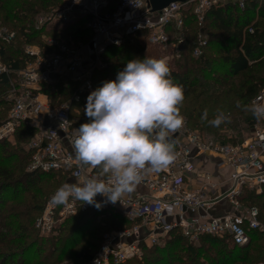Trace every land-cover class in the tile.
<instances>
[{"label":"built area","instance_id":"2783aa9c","mask_svg":"<svg viewBox=\"0 0 264 264\" xmlns=\"http://www.w3.org/2000/svg\"><path fill=\"white\" fill-rule=\"evenodd\" d=\"M246 1H176L151 11L147 0H117L113 10L107 0H63L47 15H37L34 29H44L42 44L23 46L27 57L23 67H11L2 61L0 54V77L4 75L7 79L5 98L10 103L7 118L0 124V138L12 139L23 123L34 131L23 144L29 154L27 170L61 171L68 175L64 184L82 185L91 178L106 182L108 177L100 176L98 169L81 167L71 144L79 128L72 116L73 103L85 102L95 90L91 74L95 68L104 66L100 57L105 47L132 42L138 33L145 32L148 44L156 47L162 54L160 59L169 63L182 54L186 20L190 18L196 28L192 49L196 57L207 44L203 30L206 12L228 2L242 9ZM80 18L91 33L86 44L46 34ZM247 30L252 31L251 26ZM15 35L14 30L0 26V49L12 42ZM87 44L92 45L88 51L90 61L82 52ZM66 80L78 82L76 89L67 100L52 106L41 86ZM253 102L264 103V85L251 98L250 103ZM185 120V126L174 133L177 159L172 165L158 172L144 170L140 184L121 201L113 204L105 202L101 195L95 198L101 207L118 211L131 225L104 232L90 264H122L138 256L141 246L164 243L173 230L192 242L211 235L226 237L237 246L249 242L251 230L264 234L257 207L246 205L239 198L244 189L258 193L264 184V119L254 123L248 136L239 142L220 134L205 137ZM206 154L215 158L216 169L229 170L226 177L196 170L194 157ZM56 191L50 194L34 220V228L40 234L55 233L65 219L89 207L72 198L66 204H53L51 197ZM218 203L224 206L214 213L212 210Z\"/></svg>","mask_w":264,"mask_h":264},{"label":"trees","instance_id":"16d2710c","mask_svg":"<svg viewBox=\"0 0 264 264\" xmlns=\"http://www.w3.org/2000/svg\"><path fill=\"white\" fill-rule=\"evenodd\" d=\"M63 0H0V26L14 30L15 38L1 45L4 63L13 68L23 67L25 44L41 45L44 29H34L38 14L47 15ZM113 10L117 0H107ZM83 19L65 25L60 30L46 31L57 39H72L88 43L91 37ZM186 39L180 58L170 61L171 79L183 85L185 99L180 107L192 129L201 133L217 130L248 129L258 120L251 113L238 108L251 104V98L264 85V62L255 70V64L264 56V0H247L241 9L235 3L210 9L205 14L203 30L207 44L199 56L192 55L196 28L190 18L186 20ZM251 26L252 31H248ZM160 51L148 44L146 33L140 32L132 42L120 46L108 45L101 57L105 66L95 68L91 82L96 90L103 82L116 80L118 72L133 59L158 58ZM259 66V65H258ZM78 82L72 80L43 84L40 88L52 106L67 100ZM7 79L0 77V124L7 118L10 103L6 100ZM85 102H74L80 108L76 123L90 122ZM208 119H214L217 110L230 116V122L219 127L202 121L204 110ZM73 116V115H72ZM34 131L20 124L14 135L15 143L0 138V264H90L101 235L113 229L131 225L118 211L89 205L76 215L65 219L56 233L40 234L34 220L52 192L68 181L61 171H29V154L23 144ZM98 169V168H96ZM240 200L257 207L264 223V184L260 192L244 189ZM250 240L243 246L233 245L226 237L203 235L195 242L183 237L178 230L170 232L160 245L141 246L138 256L122 264H255L262 260L264 243L262 232L249 231Z\"/></svg>","mask_w":264,"mask_h":264},{"label":"clouds","instance_id":"9594fccd","mask_svg":"<svg viewBox=\"0 0 264 264\" xmlns=\"http://www.w3.org/2000/svg\"><path fill=\"white\" fill-rule=\"evenodd\" d=\"M184 99V87L171 79L164 59L146 56L129 61L116 80L103 82L87 97L85 114L90 122L82 124L71 141L81 167L98 168L108 180L66 183L51 202L66 204L72 198L99 208L95 198L101 195L114 204L135 190L144 170L158 172L172 165L177 159L173 134L186 123L180 114ZM236 106L264 119V103L237 101ZM201 119L213 127L230 122L220 110L209 120L205 109Z\"/></svg>","mask_w":264,"mask_h":264},{"label":"rangeland","instance_id":"374dc122","mask_svg":"<svg viewBox=\"0 0 264 264\" xmlns=\"http://www.w3.org/2000/svg\"><path fill=\"white\" fill-rule=\"evenodd\" d=\"M62 3V2H61ZM60 3V4H61ZM58 6V5H57ZM83 44H86V43H83ZM91 47H92V45L91 44H87L83 49H82V52H84L85 54H87V60H89L90 61V54H88V51L91 49ZM158 54V58H161L162 57V54L161 53H157ZM101 58V60H100V62H102V64H103V62H104V66H105V61H106V58L105 57H100ZM259 60L261 61V62H259V63H257V64H255L256 66H254L253 68H255V70L256 69H258V67H260V63H262V62H264V56H262V57H260L259 58ZM259 65V66H258ZM103 66V67H104ZM100 68H102V66L100 67ZM99 69V68H98ZM262 75V77L264 78V74H261ZM6 95V94H5ZM79 112H80V108H78L77 106H73V112H72V115H73V118H74V120H78V117H77V115L79 114ZM181 115H183L184 116V114L183 113H180ZM185 117V116H184ZM186 118V117H185ZM81 125H79V127H80ZM193 130H196V129H193ZM200 132V131H199ZM201 133V132H200ZM205 137H211V138H213V137H216L218 134H220V135H222V136H224V137H226V138H228V136H231V140H233V141H236V142H239V141H242V140H244L247 136H248V134H249V129L246 127V125L245 124H240V127H239V129H226V128H222V129H219V130H217V132H204V133H202ZM6 140H8V139H6ZM10 143H15L16 142V140H15V135H14V137L12 138V139H9L8 140ZM122 228V227H121ZM117 229H120V227L119 228H117ZM114 230V229H113ZM56 233V232H55ZM263 235V237H262V240L261 241H263L262 243H264V234H262ZM261 263H264V251H263V258H262V260L261 261H259L258 263H255V264H261ZM61 264H73L71 261H64L63 263H61ZM236 264H239V263H236Z\"/></svg>","mask_w":264,"mask_h":264},{"label":"crops","instance_id":"0c3cea01","mask_svg":"<svg viewBox=\"0 0 264 264\" xmlns=\"http://www.w3.org/2000/svg\"><path fill=\"white\" fill-rule=\"evenodd\" d=\"M214 160L215 158L212 155L206 154L194 157L193 163L196 170H208L214 176L218 175L220 177H226L229 170L227 168L216 169ZM223 206V203H218L214 206V209L212 211L214 213H219L222 210Z\"/></svg>","mask_w":264,"mask_h":264},{"label":"water","instance_id":"95a60500","mask_svg":"<svg viewBox=\"0 0 264 264\" xmlns=\"http://www.w3.org/2000/svg\"><path fill=\"white\" fill-rule=\"evenodd\" d=\"M184 2L186 0H147V4L150 7L151 11H157L167 6L172 2ZM176 134H173V139L175 140Z\"/></svg>","mask_w":264,"mask_h":264}]
</instances>
